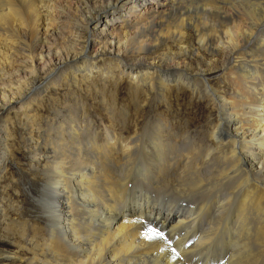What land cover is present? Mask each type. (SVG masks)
<instances>
[{"label": "bare ground", "instance_id": "obj_1", "mask_svg": "<svg viewBox=\"0 0 264 264\" xmlns=\"http://www.w3.org/2000/svg\"><path fill=\"white\" fill-rule=\"evenodd\" d=\"M94 74H117L136 106L178 109L202 129L176 149L157 118L120 135L56 113L39 121L48 89L95 90ZM12 108L34 215L15 227L6 184L0 212L18 249L3 259L264 264V0H0L9 181L21 139L3 118Z\"/></svg>", "mask_w": 264, "mask_h": 264}, {"label": "rangeland", "instance_id": "obj_2", "mask_svg": "<svg viewBox=\"0 0 264 264\" xmlns=\"http://www.w3.org/2000/svg\"><path fill=\"white\" fill-rule=\"evenodd\" d=\"M98 67L104 68L100 64ZM100 75L94 74L92 82L89 84L91 87H96L93 88L95 90L86 91V88H81L80 91H77L74 88H68L66 84H60L57 90L48 89L44 93L43 101L37 111L38 116H40L39 121L46 123L47 118L54 117L53 113H56V116L61 115L59 118H70L73 124H83L85 122L89 129H112L114 134L120 135L121 131L124 132L126 129L130 131L144 129V125L148 121L157 118L162 121V128L167 129L170 133L171 138L168 139V142L176 149L182 145L185 131L188 129H202L201 125L189 120L181 112H178V109L173 108L169 111L163 104L150 107L149 104L143 106L144 103H142L136 106L133 97H131L133 92L132 85L126 79L114 74L116 76L115 81L109 82ZM85 86L88 85L84 84ZM80 109L83 110L81 111L82 115L79 113ZM15 110V108L8 109L3 116V118H10L11 129H17L19 132L18 137L21 136V139L17 138L16 151H14L16 154L7 163V168L13 177L10 180L11 182L9 181L10 178L5 180L7 177L5 178V175L1 176L0 203H2L3 194L6 191V184L13 183L12 199L14 212L12 215L16 219L13 223L19 229L27 219L33 217L34 210L31 202L32 198L26 191L32 176L29 168L25 166L28 162L27 150L24 144L25 140H23L24 134L21 130L24 122L20 120L22 116L19 113L13 112ZM52 110L53 112H51ZM67 121L69 120H62L61 122ZM4 219L3 213L0 212V264H21L18 259L16 261L14 259H3V257L15 254L18 249L15 236L8 234ZM16 255L19 256V254Z\"/></svg>", "mask_w": 264, "mask_h": 264}]
</instances>
